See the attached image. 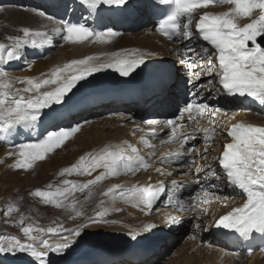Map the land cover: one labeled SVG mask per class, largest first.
I'll list each match as a JSON object with an SVG mask.
<instances>
[{
    "label": "snow or ice",
    "instance_id": "1",
    "mask_svg": "<svg viewBox=\"0 0 264 264\" xmlns=\"http://www.w3.org/2000/svg\"><path fill=\"white\" fill-rule=\"evenodd\" d=\"M77 2L79 7L89 13L96 11L127 12L133 7L131 0H77ZM159 3L171 7L167 19L160 24L159 28L168 40L179 38L181 41L190 42L198 37L200 41L208 45L205 46L198 42L191 48L185 46L181 59L183 60L184 55L187 56L185 63L193 72L186 83H193L194 79H200L201 76L206 75L213 79H209L207 85H199V87L222 90L228 96L252 98L260 105H264V0H159ZM216 5H228L229 7L219 14L209 11L203 12L202 15L198 14V20L194 24L196 17L193 14L197 13L198 9H208ZM2 11L4 10L0 8V12ZM35 11L40 16L52 19L42 10ZM55 30L62 31V38L72 43H83L91 37L104 43L121 35L111 27H108L106 31H97L79 21L75 23L68 21L62 30ZM6 39L8 43L0 42V64L20 59L22 50L28 45L35 48L50 42L47 33L34 32L29 28L22 29V36H8ZM145 64V54L140 53L139 50L125 49L105 57L89 55L82 59H74L53 68L51 72L42 73L39 77H12L8 71L0 68V133H3L6 138L18 128L34 127L41 121L42 116L45 120L55 122L61 115V109L53 106L71 103L72 96L75 95L73 90L77 89L78 85L83 87L82 81H87L89 77L105 70H114L121 77L127 78ZM28 67L31 68L32 65L29 64ZM217 85L220 87L217 88ZM222 111L219 107L210 108L209 105L196 103L193 99L178 109L177 117L164 121L149 120L146 123L160 125L161 130L167 127L170 132L169 140H175L180 145L177 151L161 157V163L169 160L179 161L192 151V149H185V145L194 137L178 132V128L183 126L178 124V120H184L185 114L188 120L196 124V130L204 137L205 148L200 155L204 161L208 159L211 144L214 143L213 137L226 133L229 140L224 144L222 152L213 157L211 162L197 167L195 175L198 178L189 181L201 188V191L189 196L190 201L197 202L190 204L189 207L195 209L201 204H208L210 196H215L219 200L220 196L217 193H222L225 187L239 190L238 195L244 202L220 215L215 220V227L238 233L245 239L252 238L256 233L264 236V126L239 122L229 129L223 124L215 125L213 120L211 121L213 127L202 128L196 120L197 116H203L205 113H210L214 118ZM88 123L91 121H84V124ZM54 126L59 130L48 131L38 142L19 143L18 153H9V156H18L10 167L25 171L32 169L35 162L44 161L48 154L61 148L83 127L79 122L75 126L61 127L55 123ZM136 131L143 132L144 129L137 126L133 135ZM144 143L147 144L148 141L145 140ZM149 155H155V153L152 152ZM150 166L151 161L139 155V149L127 142L125 146L105 145L98 150L81 155L77 163L62 169L59 173L60 176L76 174L92 177L93 173L98 172L94 178L84 183L64 179L62 181L64 187L56 188L55 191L36 190L33 195L42 198L45 204H52L57 208H70L76 216H80L83 213L77 210L76 201L67 202L70 195L75 192H84L85 189H90L91 186L109 176L116 177L121 172L136 173ZM216 168L220 169L219 173ZM155 171L161 175H172L171 172L166 173L159 167ZM190 171L189 166L183 174L188 175ZM200 173H204L203 183L199 178ZM210 177L214 178L211 183H209ZM170 183L174 186L173 191L186 187L183 181L178 182L172 179ZM48 188L52 189V185L49 184ZM119 189L121 185H113L103 195L107 196ZM165 191L164 181L161 180L156 184L148 183L144 186L131 187L126 191L121 190L119 195L135 207L150 214ZM224 199L227 200L229 197L225 196ZM176 204L184 210V204L179 199ZM17 210L14 206L6 209L8 214ZM203 212L206 213L207 209H203ZM107 214L108 210L105 209L98 212L95 218L89 217V221L99 223L101 218ZM168 220L174 225L177 218L170 216ZM23 221L24 217H21V224ZM87 226L86 221L76 229L65 230L67 234H64L59 227L44 229L29 225L22 228L27 242H22L17 236H9L0 242V254L27 253L38 264H50L49 254H62L69 249L76 243V238L81 236L82 229ZM195 227L200 229L201 224L197 223ZM155 228L154 223H148L140 232L147 233ZM33 232L40 233L43 238L33 235ZM140 232H130V238L137 240ZM46 234L58 236L59 239L50 242ZM252 251L249 248L247 254L251 255ZM261 251H264V247ZM234 255L239 256V253H234Z\"/></svg>",
    "mask_w": 264,
    "mask_h": 264
},
{
    "label": "bare ground",
    "instance_id": "2",
    "mask_svg": "<svg viewBox=\"0 0 264 264\" xmlns=\"http://www.w3.org/2000/svg\"><path fill=\"white\" fill-rule=\"evenodd\" d=\"M51 1L53 2L52 8H54V12L56 13H64L68 9L72 11L77 7L80 10V16L83 17L84 15L82 7L78 6L77 0ZM153 1L155 2V0H131L133 7L130 9V12L132 13L139 11V13H136L133 19L130 16L129 20L132 21V27H130L125 32H119L121 35L112 38L110 42L101 43L97 41L96 43L94 37L89 38V40L84 41L83 43L68 42L63 45L61 49L59 48V50L50 58L46 59H40L42 57L41 54L45 53L48 56V54H50V50L58 48L56 43L50 41L49 43L35 48L31 45H28L22 50L20 59L9 62L5 65L7 67L12 65V69H20L21 66H25L26 68H23L24 70L21 74L22 78L39 77L42 73L51 72L53 68L68 63L74 59H82L89 55L105 57L113 52L125 49L129 51L139 50L140 53L145 54V65L157 66L161 65L162 62H169L172 64L177 63V68H175L174 82L168 85L162 96H153L145 103L146 111H150L152 113V118L150 120L164 121L165 119L168 120L177 117L178 109L180 108L177 98L191 95L195 102L207 104L210 108L219 107L223 110L214 118L210 115V113H205L207 118H210V120L208 119L209 121L207 120L208 122H206L205 118L203 121L202 116H197L196 120L199 121V125L202 128L213 127V123H211L213 120L215 125L223 124L227 128L232 124L239 122H244L246 124L251 123L256 126H264V112H256L250 106L252 104H259L254 99L247 98L250 102H252L248 106H237L234 102L226 97L222 90L218 91L212 88L199 87V85H207L208 80L213 79V77H208L206 75L201 76L200 79H194L193 83H186V80L191 77L190 73H192V70L189 69L185 63V61H187V56L184 55L183 60L181 59L185 46L191 48L196 46L198 42L205 46L207 45L200 41L198 37L191 40L190 42L181 41L179 39L176 44L167 43L163 39L159 38L155 29V22L151 14V6ZM24 2L31 4L33 0H1L0 8L9 4H16L22 7ZM57 3H59L58 6ZM35 6L33 10H41L38 9L39 7L36 8ZM228 7V5L223 7L222 5H216L210 6L208 9H198L197 13L193 14L196 17V19H194V24L198 20V14L202 15L205 11L212 12L213 14H219L227 10ZM42 11L46 12L45 9ZM84 17L85 20L88 19V16ZM139 28L141 30L138 31ZM44 33H47L48 38H50L52 33H54V30L47 29V31ZM113 41L116 42L111 48L107 50H101V44H110ZM29 64L32 65L31 68L27 67ZM1 67L2 66H0V68ZM177 70H179V72ZM110 75L114 76L116 79L119 77L121 78V76L116 71L105 70L95 74L93 77H89L87 81L99 80ZM87 81H82L81 83H86ZM219 87L220 86L217 85V88ZM111 105H113L112 102L110 104L102 103L98 106H92L83 109H76V107H73V109L71 107L61 108V119L55 124L63 127L75 126L76 123L79 122L83 125L81 131L76 133V138L68 144V146L75 147L77 152H79L81 155H84L85 153L92 150H98L105 145L125 146V142H127V144L138 148L139 155L150 160L151 166L146 170L141 169L136 173L121 172V174L116 177L111 176V181L105 185L103 192H107L110 187L116 184L121 185V189L115 190L113 193H109L107 196L103 195V193L100 194V192H97L98 194H90L89 196L86 195L87 205L94 202L96 195L99 196L97 203L93 204V206L97 204V209H91L93 206H90V209L94 210L96 213L85 217L82 219V222H76L70 227V229H65H76L86 221L88 222L87 228L82 229L81 236L76 238V243H74L69 249L64 251L62 254H49L48 260L50 264H73L74 262H76V264L81 262H85V264H130L128 261L129 259L127 258L121 259L118 263H116L117 261L112 263H110V261H102L99 260V258L105 252V250L120 251L123 254L128 253L132 246L131 242L128 241V238H130L129 233L132 231L140 232V230L143 229L148 223H156L158 227L157 232H153L152 230L147 233L140 232L138 237L144 238L146 241L151 242L152 245H154V250L148 257L138 264H160L162 260L165 261L168 258L175 248L176 243L181 239V235L178 236L179 234L176 232L184 223L183 221H186L185 223H190L191 221L189 218L191 219V217L194 218L195 225L197 223L201 224V228L197 230L194 229V232H196L195 234L197 235V238L201 242H205L207 245L198 247L196 241V243L191 248L194 247V249L197 251L202 249L204 252L202 254L198 253L197 257L191 260V257H188L190 250L183 251L181 253L182 258L179 261V264H211L212 262L213 264H217V262H220L225 258H227V261L225 262H228L229 264H232V262H235V264H264V255L256 254L251 258H247L243 255L236 256L231 250L225 248V246L222 245L220 241L215 239L211 234V225L217 217L227 212L232 206H240L244 202L242 197L238 195L239 190H233L232 188L225 187L222 193H217V195L220 196L219 200H217L215 196H210L208 198V204H201L199 208L195 209L189 207L190 204L197 203L195 201H190L189 196L194 195L195 192L201 191L200 186L190 183L189 181L198 178L195 175V170L197 167L206 165L208 162L213 160V157L220 154L223 143L227 138L226 133L224 135H217L213 137L214 143L211 144L207 161H204L200 158V155L204 152V143L202 144L203 149L199 148L200 150H197L199 144L197 143L199 141H196L199 137H197V135L202 134L196 130V124L193 121L187 119V114H185L184 120H178V124L183 125L182 127L178 128L179 133L188 134L187 128L189 127H191L192 129H190L193 130V133H195L192 134L194 139L188 141L186 144L187 147H185V149H192L190 153L192 154V152H196L197 155L190 156L192 159L191 163L193 165L191 166V171L188 173V175H184L183 173L187 171L188 168L184 166L186 161L183 159L179 161L169 160L166 163L160 162V158L165 154L175 152L180 148L173 146L171 150L166 149L161 151V149L160 152L156 151L157 148H160L163 138H153L150 134L153 130L160 131V125H149L147 123L138 124L133 122L132 125L128 127L130 123L127 125V120L129 122V120L136 118V116H138V118L142 117L139 110H133L132 116H129V118L126 119L127 116L124 114H122V117H118L114 116L113 114L109 115V113H106L111 108ZM122 108L125 111L128 110L127 106ZM146 111L142 112L145 114ZM85 120L91 121V123L84 124ZM93 121L95 125L92 124ZM49 122L50 121L45 120L42 116L41 121L38 122L34 127H30L28 129H24L22 127L18 128L16 132L10 136H7L6 138L4 137L3 133H0V162H2L3 158L5 157H8V159L12 158L11 161L14 160L15 162L16 159H14L13 156H9V153H13L15 150L13 149L14 144H19L21 142L35 143V130H44L42 139L48 131L59 130L54 126V124L50 125ZM137 126L144 129V131H136L133 135V131L137 128ZM145 140L148 141L147 144L144 143ZM67 147L65 146L64 148L62 158L57 159L54 157L49 159L47 163V171H49L48 175L53 176L55 173H60V168L65 164L66 160L64 155H69ZM154 151H156L155 155H149ZM186 156H189V154ZM75 162L76 160L74 163ZM158 167L164 169L166 173L171 172L172 175L168 176L157 173L155 169ZM216 171L219 173V168H216ZM2 173L3 174H0V194L6 193L8 191L7 189L13 186L14 182H17L19 189H21L33 185L34 181L36 180L34 174L23 175L24 173H21L12 167L3 169ZM203 175L204 173H200L199 176L202 183ZM149 178L151 179L150 182L155 184L161 180L164 181L166 189V191L160 196L162 197L160 203L150 214L146 213V211H143L140 208L135 207L132 203L126 201L119 195L121 190L126 191L131 187L145 184ZM172 179H175L178 182H185L186 187L184 189H177L173 191L174 186H172L170 183ZM213 179L214 178L210 177L209 183H211ZM225 196L229 197V199L225 200ZM178 199L184 204V210H181L179 205L176 204ZM101 201H103V203H101ZM82 205L83 204H81V206ZM205 208L207 209L206 213L203 212V209ZM105 209L108 210V214L101 218V222L93 223L89 221V217L95 218L98 212L104 211ZM170 216L177 218L174 225L168 220V217ZM163 229H165L169 235L163 239L158 238V234ZM65 230L61 232L67 234ZM47 235L50 242L59 239L58 236L51 234ZM9 236L10 235L8 234L2 235L0 237V242H3ZM40 237L43 238V236ZM95 257L96 262H88L89 260H93ZM183 258L187 260L186 263H184ZM0 264H38V262L34 261V258L30 257V255L27 253H17L15 255L0 254Z\"/></svg>",
    "mask_w": 264,
    "mask_h": 264
},
{
    "label": "rangeland",
    "instance_id": "3",
    "mask_svg": "<svg viewBox=\"0 0 264 264\" xmlns=\"http://www.w3.org/2000/svg\"><path fill=\"white\" fill-rule=\"evenodd\" d=\"M223 6H225V5H222V7ZM2 9L4 11L0 12V42L3 41L4 43H8V41L6 39V37H8V36H22V29L23 28H29V29L33 30L34 32H37V31L42 32L43 31V33L46 32L47 29L48 30H54V33H52V36L49 39L51 42L56 43L58 48H55L54 50H50V54H48V56L45 53L41 54L42 57L40 59L50 58L54 53H56L59 50V48L61 49L63 45L70 42V41H67V40L62 38V36H63L62 31H59L60 32L59 33L58 31L55 30V29H61L62 30L63 27H62V24L54 18L49 20L45 16H40L38 14V12H36L35 10H33L31 8H26L23 6L21 7L20 5H16V4L15 5L9 4L7 6L5 5L4 7H2ZM139 30H141V29L139 28L138 31ZM115 42L116 41H113L110 44H101L100 48H101V50H107V49L111 48L115 44ZM96 43H97V41H96ZM0 66H2L1 68L4 67V70L8 71L11 76L20 77V78H22V75H21L22 71L26 68L25 66H23V67L21 66L20 69L19 68L18 69L17 68L12 69L11 66L7 67L5 64H0ZM192 73H190V76L193 75ZM122 107H124V106H120L117 108L113 104V105H111V108L106 113H109V115L113 114L114 116H118V117L121 116L122 117L123 116L122 114L125 115V110H123ZM128 109H129V107H128ZM147 112H149L151 115L147 114L146 117L144 118V120L150 119V117L152 116V113L150 111H146V113ZM132 113H133V109H132ZM127 118H129V117L127 116L126 119ZM204 118H205L206 122H208L210 120L209 117L207 118V115L202 116L203 121H204ZM126 122H127V125L130 123L128 125V127H129L132 125L133 122H136V121L129 120V122H128V120H127ZM92 124L95 125L94 121ZM190 128L191 127L187 128L188 129L187 133L189 135L191 134V136H192V134H195V133H193V130H191L192 128L191 129ZM163 129L164 130L166 129V130L164 133H162L161 138H163V141L165 140V142L163 144L161 143L160 148H157V150H156L157 152H160L161 149H162L161 151L166 150V149L171 150L172 147L167 148V146H168L167 144L170 141H175V140H169L168 139L170 136V132H168L169 129L167 127H164ZM76 136H77V134L76 135L74 134V136L69 138L61 148L56 149L54 152L48 154L46 160H44L45 162L44 161L35 162L33 168L30 170H27V171L18 170L19 172L24 173L23 175H25V174H32L33 175L34 174L36 180L34 181L33 185H30L27 188H21V189H19L18 183L14 182L13 186L8 188L7 189L8 191L6 190L7 191L6 193L0 194V237L4 234H8L10 236H17L23 242H26L27 238L24 237L23 232H22L23 227H27L29 225H32L34 228L40 227V228H44V229H47L48 227H59L60 231H64L65 229H70V227L73 224H75L76 222H78V221L82 222V219H84L85 217L90 216L93 213H96L94 210H91V209H97V204H95L94 206H93V204L97 203V201L99 200V196L96 195L94 202L87 205L86 204V198H87L86 195L89 196L90 194L91 195L98 194L97 192H100V194L104 193L103 188L105 187V185L108 182L111 181V176L107 177L105 180L99 182L98 184L91 186L90 189H85L84 192H75L74 194L69 196V200L67 202H70L72 200L76 201L77 210H79L83 213L80 216H76L75 212L72 211L70 208H64V207L57 208V207H55V205L45 204L43 202L42 198L33 195V193L36 190H42V191L52 190V191H55L56 188L64 187V185L62 184V181L64 179H69V180H72L76 183H84L88 179L94 178V176L98 173V172L93 173L92 177L79 176L76 174H72L70 176L67 174L65 176H60L58 173H55L53 176L48 175L49 171H47V168H48L47 163H48L49 159L54 158V157H56L57 159L62 158V154L64 153L63 151H64L65 146L67 147L69 142L73 141L76 138ZM197 137H198V139L196 141H199V142H197V143H199L197 150L199 148L203 149L202 144H203L204 137H203V135H197ZM177 144H179V143L176 142L175 147H180V145H177ZM170 145H173V142H171ZM13 149H15L13 153H18L17 145L14 144ZM67 151H69V155H64L66 160H65V164L60 168V171L66 167H70L72 164L77 163L79 160V157L81 156V154H79V152H77L75 147L68 146ZM156 151H154V153H156ZM196 155H197L196 152L195 153L192 152V154L189 153L188 157H189L190 162H188L186 164L187 168L189 166L191 167L193 165L191 163L192 159L190 158V156H196ZM13 158L17 159L18 156L13 155ZM11 159L10 158L8 159V157H5V158H3L2 162H0V169H1L0 174H3L2 173L3 169H8L10 167V165L15 163L14 160L11 161ZM75 160H76V162L74 163ZM43 164H45V165H43ZM49 184L52 185V189L48 188ZM81 204H83V205L81 206ZM9 206H14L18 210L13 211L11 214H8L6 209ZM90 206L91 207L93 206V207L90 209ZM21 217H24V221L22 224L20 222ZM189 220L191 221L190 223H185L186 221H183L184 223L182 222L183 223L182 226L176 232L177 234H179L178 236L181 235V239L176 243L175 248L173 249L172 253L168 256V258L165 261L162 260V262H160V264H179V261L182 258L181 253L183 251H186V250H190L188 257H191L190 258L191 260L196 258L198 253L202 254L204 252V250H202V249L197 251L194 249V247L191 248L196 243V241H197L198 247L206 246L207 244L205 242H201L197 238V235L195 234L196 232H194V229L197 230V228L195 227V224H194V218L191 217V219L189 218ZM33 235L41 236V234L37 233V232H33ZM205 256H203V257H205ZM184 257H185V255H184ZM18 259H20V258H18ZM175 259H177V260H175ZM183 260H184V263L187 262V260L185 258H183ZM177 261H178V263H177ZM222 261L217 262V264L218 263L219 264L220 263L229 264L228 262H225V261H227V258L223 259ZM211 264H213V262ZM232 264H235V262L234 263L232 262Z\"/></svg>",
    "mask_w": 264,
    "mask_h": 264
}]
</instances>
